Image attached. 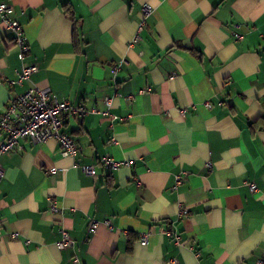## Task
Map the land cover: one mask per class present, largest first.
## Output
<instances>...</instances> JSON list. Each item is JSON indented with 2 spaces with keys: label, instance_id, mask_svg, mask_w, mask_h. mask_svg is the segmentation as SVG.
Returning a JSON list of instances; mask_svg holds the SVG:
<instances>
[{
  "label": "crops",
  "instance_id": "obj_1",
  "mask_svg": "<svg viewBox=\"0 0 264 264\" xmlns=\"http://www.w3.org/2000/svg\"><path fill=\"white\" fill-rule=\"evenodd\" d=\"M0 2L13 4L37 65L8 83L21 60L0 24V113L31 86L89 110L62 115L76 157L55 139H22L0 157V264H258L264 0ZM105 95L115 120L102 114ZM103 156L129 165L105 167ZM62 229L73 240L64 249Z\"/></svg>",
  "mask_w": 264,
  "mask_h": 264
},
{
  "label": "built area",
  "instance_id": "obj_2",
  "mask_svg": "<svg viewBox=\"0 0 264 264\" xmlns=\"http://www.w3.org/2000/svg\"><path fill=\"white\" fill-rule=\"evenodd\" d=\"M14 6L8 2H0V24L2 28L10 33V44H12L18 51L21 67L16 73L15 80H8L10 85L15 83H22L25 80H29V77L37 71V65L35 63H29L26 61V57L30 52L29 42L26 39L22 25L12 16ZM151 9L148 6L143 7L142 17L139 22L135 35L129 42L132 46L139 40L140 32L143 28L146 17L150 14ZM234 38L238 39L241 34L234 33ZM124 59L119 60L111 66V72L113 75V81L116 82V75L121 69ZM143 92V90H141ZM117 91H114V95ZM113 96L105 95L103 103L105 109L102 114L115 120L118 117L111 112L112 98ZM92 112L96 111L91 109ZM87 110L83 105H72L66 100H60L54 96L51 90L46 88H38L31 86L24 92L14 95L10 98L6 107L2 109L0 113V157L12 150H20V140L28 139L32 143L45 142L48 139H55L60 145V154L63 157H76L78 153V147L75 144L70 134L64 132L63 128V114L75 115L79 118L83 117ZM182 110H180L181 112ZM111 141L114 143L115 139L112 136ZM101 162L105 167L111 169H117L120 165L127 164L128 161H117L109 156H103ZM82 169L85 173L94 175L93 166L83 165ZM4 171L0 163V178L3 177ZM180 182V178L176 177V183ZM251 191L256 190L253 183L248 184ZM55 209V208H54ZM185 208L180 209V213H186ZM105 224L110 226L109 221H105ZM98 227V222L90 220L88 224V232L94 233ZM167 234H170L167 231ZM147 242V236L144 234L141 236V243ZM73 245V240L69 233L62 229L61 238L57 242V246L60 249L70 247ZM176 263L175 259H170L167 264ZM258 264H264V254L257 261Z\"/></svg>",
  "mask_w": 264,
  "mask_h": 264
}]
</instances>
